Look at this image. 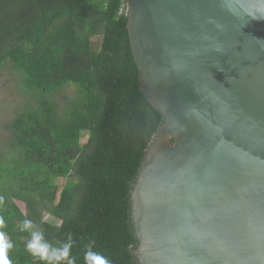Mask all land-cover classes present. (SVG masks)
<instances>
[{"label":"water","instance_id":"95a60500","mask_svg":"<svg viewBox=\"0 0 264 264\" xmlns=\"http://www.w3.org/2000/svg\"><path fill=\"white\" fill-rule=\"evenodd\" d=\"M124 1L162 119L130 192L137 263L264 264V3Z\"/></svg>","mask_w":264,"mask_h":264},{"label":"trees","instance_id":"16d2710c","mask_svg":"<svg viewBox=\"0 0 264 264\" xmlns=\"http://www.w3.org/2000/svg\"><path fill=\"white\" fill-rule=\"evenodd\" d=\"M125 11L124 0H0V72L15 73L26 99L0 147L12 264H40L25 250L26 218L53 244L71 233L77 264L89 241L111 264H138L130 192L162 119L143 91Z\"/></svg>","mask_w":264,"mask_h":264},{"label":"clouds","instance_id":"9594fccd","mask_svg":"<svg viewBox=\"0 0 264 264\" xmlns=\"http://www.w3.org/2000/svg\"><path fill=\"white\" fill-rule=\"evenodd\" d=\"M264 3V0H261ZM253 20H264V10L251 17ZM219 50V49H217ZM3 203V197H0ZM4 226V220L0 217V228ZM21 231H27L29 238L25 244V250L40 264H77V257L72 255L74 240L72 234H67L65 240L53 244L45 238L42 228L33 223L31 219L21 222ZM94 241H89L83 253L84 264H111V261L103 254L94 250ZM14 247L4 231H0V264H12L9 258V250Z\"/></svg>","mask_w":264,"mask_h":264},{"label":"rangeland","instance_id":"374dc122","mask_svg":"<svg viewBox=\"0 0 264 264\" xmlns=\"http://www.w3.org/2000/svg\"><path fill=\"white\" fill-rule=\"evenodd\" d=\"M11 75L9 67L6 66L4 71L0 72V147H3L5 141L8 137V131L5 130V124H8L13 119L14 109L18 105L21 107L26 103V99L17 93L18 84L15 81V73ZM14 76V77H13ZM15 81V83H14ZM82 141H86V135L83 136ZM64 181L62 179H57L55 184L59 187L56 195L55 203H60L61 201V187ZM20 198L15 199V203L24 211V206L26 200Z\"/></svg>","mask_w":264,"mask_h":264}]
</instances>
